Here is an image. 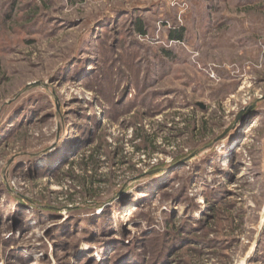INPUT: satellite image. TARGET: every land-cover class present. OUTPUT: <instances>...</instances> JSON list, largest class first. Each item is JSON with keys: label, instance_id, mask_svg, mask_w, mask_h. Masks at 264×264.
Listing matches in <instances>:
<instances>
[{"label": "rangeland", "instance_id": "374dc122", "mask_svg": "<svg viewBox=\"0 0 264 264\" xmlns=\"http://www.w3.org/2000/svg\"><path fill=\"white\" fill-rule=\"evenodd\" d=\"M0 264H264V0H0Z\"/></svg>", "mask_w": 264, "mask_h": 264}, {"label": "trees", "instance_id": "16d2710c", "mask_svg": "<svg viewBox=\"0 0 264 264\" xmlns=\"http://www.w3.org/2000/svg\"><path fill=\"white\" fill-rule=\"evenodd\" d=\"M135 29L142 36H144L145 33H146L145 30H144V28H143V26L139 23V21H136V23H135ZM169 37H170L171 40H177V41H180L182 39L181 38L182 35L180 33H177V32L171 33L169 35ZM166 57H169V55L167 54Z\"/></svg>", "mask_w": 264, "mask_h": 264}, {"label": "bare ground", "instance_id": "6f19581e", "mask_svg": "<svg viewBox=\"0 0 264 264\" xmlns=\"http://www.w3.org/2000/svg\"><path fill=\"white\" fill-rule=\"evenodd\" d=\"M252 125V124H251Z\"/></svg>", "mask_w": 264, "mask_h": 264}]
</instances>
